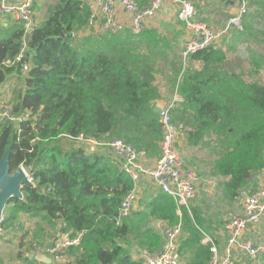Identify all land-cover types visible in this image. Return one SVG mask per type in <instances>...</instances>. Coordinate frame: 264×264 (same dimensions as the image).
<instances>
[{
  "label": "trees",
  "instance_id": "obj_1",
  "mask_svg": "<svg viewBox=\"0 0 264 264\" xmlns=\"http://www.w3.org/2000/svg\"><path fill=\"white\" fill-rule=\"evenodd\" d=\"M86 1L45 0L44 18L26 40L30 68L24 74L18 63L4 64L21 48V25L0 24V87L16 76L18 88L8 100L11 115L28 114L0 121V158L10 148L9 170L21 163L31 166L38 181L37 188L23 184L21 198L8 200L2 227L12 229L22 217L51 228L59 223L50 237L83 232L80 244L68 248L65 264H140L128 247L159 251L163 241L151 223L180 222V250L187 255L183 264H208L211 244L203 242L204 235L218 244L213 227L223 220L207 221L195 204L178 207L159 189L143 207L119 217L123 197L134 188L132 179L105 149H92L78 137L123 139L149 159L158 158L162 129L154 104L162 95L157 78L167 75L184 97L174 122L187 128L189 146L212 144L213 174L223 178L221 193L233 202L264 169V81L224 69L226 54L219 46L190 54L183 66L178 36L152 28L77 38L75 32L86 28L89 17ZM147 1L139 0L142 5ZM254 2L258 6L264 0ZM41 187L50 189L41 192ZM21 247L23 236L17 263L0 256V264H45ZM245 264H264V254Z\"/></svg>",
  "mask_w": 264,
  "mask_h": 264
},
{
  "label": "built area",
  "instance_id": "obj_2",
  "mask_svg": "<svg viewBox=\"0 0 264 264\" xmlns=\"http://www.w3.org/2000/svg\"><path fill=\"white\" fill-rule=\"evenodd\" d=\"M38 1L0 0V24L16 21L21 25L23 31L18 54L13 60H7L4 64L11 66L18 63L22 74L30 68L26 59V40L36 25L33 19V9ZM168 3L173 5L175 17L182 23L184 29L185 41L181 51L183 66L190 54L210 46H219L222 38L228 33L230 25L241 31L242 28L239 24L248 9L246 3L241 2L237 8L233 9L227 25L218 29V27H210L197 18V9L192 0H148L142 6L136 0H88L86 4L89 17L86 28L81 33H118L124 21L117 18V7L122 8L126 14L128 28H124L132 34L141 33L146 28L145 19L152 17L161 6ZM183 102L184 97L179 93L177 86L161 101L158 117L162 129V139L159 143L160 154L153 161L147 157L144 150H136L123 139L113 138L98 141L84 138L82 135L78 137L79 141L91 147L107 150L119 168L132 179L134 188L123 197L119 208V217H126L135 209L137 189L142 181L168 194L178 207H187L188 202L195 196L196 186L200 183L201 176L195 168L186 166L180 157L177 147L179 133H184L187 128L179 127L173 120V113ZM27 116L28 114L25 113L23 117H13L9 101L0 99V121L22 120ZM18 167L25 174L26 184L37 188L38 181L31 171V166L27 167L21 163ZM260 173L264 175V169ZM216 186V182H213L212 187ZM49 189L50 187L40 188L41 192ZM241 194L240 208L236 211H229L223 219L222 231L226 235L223 248L218 250V246H216L218 244L209 235H204L203 242L211 244V258L208 264H236L244 256L256 259L264 254V182L260 187ZM2 219L0 220V238L4 234ZM182 233L180 222L174 225L167 223L163 228V235L159 232L163 240L160 250L150 252L142 249L143 254L149 255H143L144 261L140 264H183L179 240ZM82 234L81 231L59 232L52 236L46 245L34 244V250L37 255H45L53 264H65L68 259V248L79 245Z\"/></svg>",
  "mask_w": 264,
  "mask_h": 264
},
{
  "label": "rangeland",
  "instance_id": "obj_3",
  "mask_svg": "<svg viewBox=\"0 0 264 264\" xmlns=\"http://www.w3.org/2000/svg\"><path fill=\"white\" fill-rule=\"evenodd\" d=\"M136 1L140 6H142L139 0ZM192 1L196 6L198 19L205 22L212 28H214V26L210 20H218V29L227 25L229 17L234 11L233 9H235V7L237 8L241 2L246 3L248 9L247 12L243 14L239 24L242 28V32H245V35H242V37H237L239 31L230 25L228 33L222 38L218 48L222 49L226 54L223 67L224 69L229 72H242L243 77L246 79H258L264 81V53H259V51H261L260 49H263L264 51V3L257 6L254 0H234V2L228 4L227 2L225 4V2H222L221 0ZM44 4L45 0H40L34 6L33 19L35 24L39 23L44 18ZM8 24V26H11L12 22L8 21ZM124 27L128 28L127 17H125L124 23H122V27L119 29L118 33H122L125 30L127 31V29ZM75 34L78 36L77 38H80L82 37L83 33L75 32ZM253 62H255V65H257L255 66L256 68H251ZM187 64L188 63L186 60L185 65ZM250 70H256L257 74H253V72ZM157 80L161 84L162 94L170 93L173 90V86H171L172 84L168 83L169 77L167 75H160ZM14 88H18L16 76L11 77L10 80L5 82L0 87V99L8 101L12 97V90ZM65 141L66 140H64L62 143L66 144ZM64 148L68 149L69 147L64 145ZM185 150L187 151V149ZM215 155L216 154L212 144L204 145L196 147V150L192 152H188V156L190 158L188 162L185 161L186 166L195 168L201 176L200 183L196 186L195 196L192 200H190V202L192 201L191 204H195L199 208L203 214V217L207 221L225 219L228 212L232 210H238L242 202V194L237 198V200L233 202H229L222 195L221 183L223 182V178L213 174L212 171V164L216 157ZM151 161H153V159H151ZM213 182H216V187H212ZM263 182L264 175L258 173L253 176L251 184L247 187V189L243 190V192L256 189L260 187ZM157 193L158 190L156 188H154L149 183L142 181L139 185V188L137 189V201L135 209L143 207L145 202L150 200V198ZM190 202H188L187 207L191 205ZM36 222L37 221L34 218L20 217L15 223V227L10 230H4V234L0 238V256L4 262L17 263L14 257L18 249L19 239L22 236L25 242V247H21L19 249L25 251L27 248H29L31 250L29 254L33 256L37 255L34 250V244L46 245L51 238L50 235L57 230L59 225L58 223L56 228H51L46 225H42L41 223L36 224ZM166 224V221L157 219L151 223V226L155 231L160 232L163 235V228ZM36 231H42V233H39L37 236H35ZM213 231V235L218 241V245H216L218 246L217 249L221 250L226 240V235L222 231V225L214 226ZM179 240H181V237H179ZM128 248L132 258L140 261L141 263L144 261L142 256L149 255L143 254V250L137 245ZM181 252L183 255V263H185L187 255L183 254L182 250ZM37 256L40 257L39 260L43 261V263L53 264L45 255L39 254ZM248 261L252 262V260L244 256L243 264Z\"/></svg>",
  "mask_w": 264,
  "mask_h": 264
},
{
  "label": "crops",
  "instance_id": "obj_4",
  "mask_svg": "<svg viewBox=\"0 0 264 264\" xmlns=\"http://www.w3.org/2000/svg\"><path fill=\"white\" fill-rule=\"evenodd\" d=\"M175 15H176V13L174 12L173 5L168 3L166 5L161 6L152 17L146 18L145 19V26H146V28L155 29L158 32H160V33H162L168 37H172V36L177 35L178 36L177 45L179 46L178 54H180V56H181V51L183 49V46H184L183 44L185 41V34H184V29H183L182 23L175 17ZM116 16L120 21H124L126 14L122 10V8L117 7ZM210 21L214 27H218V20L212 19ZM3 25L7 26L8 23L7 24L3 23ZM83 34H86V32ZM236 36H235V38H236ZM239 41H241V40H239ZM260 50L261 51H259V53L263 54L264 53L263 49H260ZM195 65L197 66L198 64L195 63ZM161 93H162V91H161ZM168 94L169 93L162 94L160 100H158L157 102L161 103V101L164 100ZM157 102H155L154 105H156ZM177 147L179 149L180 155L182 152L181 157L183 158L184 164H186L185 161L188 162L189 158H190L188 156V152H192V151L196 150V147H192V146H189L187 144L186 139H185V134L183 132L179 133ZM185 149H187V151ZM189 164H190V162H189ZM258 258H256V259H258ZM248 259H250V258H248ZM256 259H250V260L254 261ZM237 263L243 264V259ZM255 263H257V261Z\"/></svg>",
  "mask_w": 264,
  "mask_h": 264
},
{
  "label": "water",
  "instance_id": "obj_5",
  "mask_svg": "<svg viewBox=\"0 0 264 264\" xmlns=\"http://www.w3.org/2000/svg\"><path fill=\"white\" fill-rule=\"evenodd\" d=\"M71 35L72 33H69L68 37ZM160 107L161 103L157 102L154 106V111L158 113ZM9 154L10 148H7L0 158V220L3 218V210L8 200L21 198V188L26 183L25 174L20 167L13 171L9 170Z\"/></svg>",
  "mask_w": 264,
  "mask_h": 264
}]
</instances>
